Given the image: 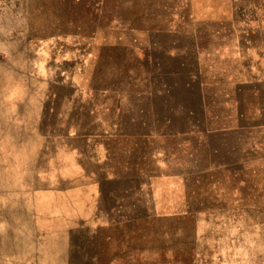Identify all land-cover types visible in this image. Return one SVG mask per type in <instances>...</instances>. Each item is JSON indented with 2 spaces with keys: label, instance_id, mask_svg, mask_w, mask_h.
<instances>
[{
  "label": "rangeland",
  "instance_id": "374dc122",
  "mask_svg": "<svg viewBox=\"0 0 264 264\" xmlns=\"http://www.w3.org/2000/svg\"><path fill=\"white\" fill-rule=\"evenodd\" d=\"M0 264H264V0H0Z\"/></svg>",
  "mask_w": 264,
  "mask_h": 264
}]
</instances>
